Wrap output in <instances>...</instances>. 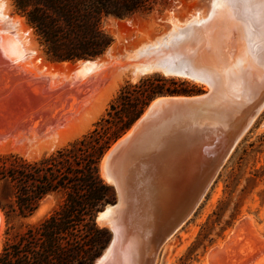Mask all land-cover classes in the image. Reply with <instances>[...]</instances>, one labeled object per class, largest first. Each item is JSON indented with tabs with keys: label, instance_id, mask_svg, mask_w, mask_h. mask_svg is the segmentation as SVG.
<instances>
[{
	"label": "rangeland",
	"instance_id": "rangeland-1",
	"mask_svg": "<svg viewBox=\"0 0 264 264\" xmlns=\"http://www.w3.org/2000/svg\"><path fill=\"white\" fill-rule=\"evenodd\" d=\"M207 3V0L203 1L205 7L202 9L205 11L208 7L210 8L209 3L208 7L206 6ZM0 5H2L1 10L11 8L7 10L8 13L11 11L9 15H14H11V17L17 16L24 19L15 9L13 0H0ZM173 5H175V13L181 14L180 16L186 10L188 14L184 15L188 16L191 14L189 12L192 11L193 14H196L198 9H200L199 6L198 8L194 7V10L191 7L188 11V8H181L177 0H161L152 12L139 13L123 19L115 18L120 28L114 27L109 18L105 22L104 28L112 36L113 44L117 43L116 45L121 47L120 55L118 54L116 58L107 57L111 59L112 63L101 68V70L99 69V71L88 74L87 77L84 74L81 76L79 75L81 73L78 74V72L73 70H63L61 73L54 70L49 72L44 67H41L38 71V69L32 67L30 60H18L6 51L4 53V50L0 47V51H2L0 52V155L12 153L27 159H36L67 146L93 128V125L106 113L121 86L126 82L137 83L146 76L158 74L166 79L185 81L188 84V90L193 91L190 94L174 96L196 97L205 94L207 90L205 85L203 86L201 82L188 77L170 76L159 71L141 74L142 76L134 75V62L128 58V54L134 50V46L149 42V36H152L158 27L152 25L154 20H157V24L160 25L156 29L158 31L154 34L161 35L165 29H168L170 24L160 22L157 18L159 16L164 17L165 13L170 11ZM190 9L192 10L190 11ZM180 20L181 22L184 21L182 17ZM25 23L27 24L26 20ZM27 26L30 28L29 34L27 33L29 39L27 46H30L29 48L17 37L13 38V31L8 29L0 32V40L5 33V35H9L17 42L20 49L22 48L23 50L25 47L28 49L32 48L30 56L32 54L33 57L39 56L38 58H43L45 63L54 64V67L57 66L56 68L61 67L62 63L54 62L47 57L39 45L33 29L28 24ZM147 28H152L153 30L150 29L148 31ZM121 33L125 38L122 41L123 46L118 41V36ZM7 54H9L8 57ZM10 56L13 58L11 59ZM77 62L66 63H70L71 67H74ZM24 68L27 70L25 71ZM64 89L66 90L64 91ZM263 110L256 116L228 158H226L214 183L191 218L173 236L169 252L165 253L164 250L160 252L158 260L166 254V260L170 256L173 259L172 263L168 262L167 264H201L203 262L205 264L207 262L211 264H249L254 261L258 263L254 262L252 264H264ZM234 131L235 129H227V136L222 134L213 137H216L219 144H221L222 142L220 141L229 138ZM219 147H215L211 152H216L218 150L216 148ZM57 204L58 200L55 197H49L43 202L38 212L29 219L15 218L8 220L2 213L0 217V252L4 242L9 237L7 233H16L24 230L28 225L37 224L49 216L57 207ZM241 219H246V221L243 220L244 224ZM97 224L99 225L98 221ZM235 224L238 225L237 232H231L229 237L228 233L235 229ZM99 226L106 227L113 235L111 228ZM233 235L235 236L233 237ZM260 239L263 240L261 241ZM218 243L221 246L224 244L221 247ZM215 246H219L218 248L221 247V249L216 250ZM213 247H215L216 251L213 250L209 259L206 254ZM247 247L251 249L249 250ZM234 249L236 250L234 251ZM230 257L234 261L230 260Z\"/></svg>",
	"mask_w": 264,
	"mask_h": 264
},
{
	"label": "trees",
	"instance_id": "trees-1",
	"mask_svg": "<svg viewBox=\"0 0 264 264\" xmlns=\"http://www.w3.org/2000/svg\"><path fill=\"white\" fill-rule=\"evenodd\" d=\"M161 0H13L49 59L57 63L94 60L113 45L105 22L155 10ZM184 81L158 74L126 82L106 113L81 138L36 159L0 155V212L29 219L49 197L57 207L37 224L7 233L0 264H93L111 241L97 224L116 193L101 175L107 151L155 99L190 94ZM12 230V228H11Z\"/></svg>",
	"mask_w": 264,
	"mask_h": 264
},
{
	"label": "bare ground",
	"instance_id": "bare-ground-1",
	"mask_svg": "<svg viewBox=\"0 0 264 264\" xmlns=\"http://www.w3.org/2000/svg\"><path fill=\"white\" fill-rule=\"evenodd\" d=\"M203 1L204 0H177L181 8H188V11L191 7H193L194 10V7L198 8L199 6L200 9H198L196 14H193L191 11L192 9H190L191 12L189 13L192 15L190 14L188 16H186L188 14L186 10L187 13H184L186 15L182 13L183 15L180 16L181 14L178 15L175 13V5H173L171 10L165 13L164 17L159 16L157 18L160 22L169 23L171 26L167 24L169 25L168 29H165V31L163 30L164 32L161 35L154 34L158 31L156 29L160 27V25L157 24L158 21L154 20L152 25L158 27L153 34L150 31L152 36L149 34V42L140 43L136 46L133 45L134 50L128 54V58L134 62V75L136 76L153 71L166 74L180 72L183 76L199 81L203 86L205 85L207 89L206 93L191 98L180 96L160 97L156 99L119 143L128 139V137L134 136L136 132L143 128V125L151 119L150 117L159 110V106L166 100H176L178 102L198 101V104L192 108L194 109V113L187 124L199 130L203 129L212 136L222 134L227 136V129L244 128L245 131L252 124L256 116L264 109V0H207L210 8L207 3L206 6L208 8L206 11L202 9L205 7ZM1 9L2 5H0V32L5 29L13 31V38L17 37L27 46L29 44L27 33L30 28L25 23V20L17 16L11 17L12 14L9 15L11 11L9 13L7 11L11 8L5 10ZM181 17L184 19L182 22L180 20ZM110 20L114 27H119L115 18H110ZM150 29H148V31ZM148 31L146 30V32ZM144 36L146 35L144 34ZM1 37L0 47L4 50V53L6 51L18 60H30L32 67L38 69V71L41 67H44L49 72L50 70H54L61 73L63 70H73L78 72V74L81 73L79 74L81 76L82 74L86 75V77L88 74L90 75V73H94L110 65L112 61L107 57L116 58L121 51V47L117 46L116 43L110 47V50L103 58H97L94 61H78L74 67H71L70 63L64 62L61 67L56 68L57 66L54 67V64L49 65L45 63L43 58L39 59V56L33 57V54L30 56V50H32V48L28 49L30 46L22 50V48L20 49L17 45V42L9 35H5L4 33ZM139 38L142 40L141 37ZM152 38L153 40H151ZM124 39L123 34H119L118 41L122 46V41ZM9 54H7V57ZM12 58L13 57H11V59ZM174 68H178V71H175ZM129 74L131 73L129 72ZM134 75L132 76L134 77ZM64 80L66 79L64 78ZM65 90L66 89H64V91ZM262 127L264 126L262 125ZM116 148L117 145L112 147L100 164L101 175L108 184H113L114 182L109 172L105 169V161L107 160V156ZM1 216L2 213L0 212V217ZM243 220L246 221V219ZM243 220L242 223L244 224ZM97 221L99 225L111 228L118 240L123 237V243L126 249L124 255L121 256V254L115 252L114 248L117 245V243H115L113 248L108 250L105 256L96 264H149L148 260H146L148 257H143L142 251L141 249L139 251V245L137 244L138 238L144 233L143 227L137 224L131 228L129 223H120L121 226L119 227L113 223H108V220L105 219V214L100 215ZM238 222L241 223L239 220ZM243 224L241 225L243 226ZM238 225L235 224V229L229 231V235L227 234L229 237L231 232H237ZM173 236L163 247L165 253L169 252L171 248ZM234 236L235 235H233V237ZM229 240L227 241L229 242ZM252 240L254 239L252 238ZM219 246L221 245L219 244ZM215 247L211 250L209 249V253L206 254L209 259L213 250L216 251L221 249V247H216L217 249L215 250ZM247 249L249 248L247 247ZM235 250L236 249H234V251ZM149 256L150 262L152 260L154 261L153 264H167L168 262H173V259L170 258L171 256L166 260V254H164L161 259L159 258V260L158 256L155 254ZM230 258V260L234 261L232 257ZM207 264L211 263L207 262Z\"/></svg>",
	"mask_w": 264,
	"mask_h": 264
},
{
	"label": "water",
	"instance_id": "water-1",
	"mask_svg": "<svg viewBox=\"0 0 264 264\" xmlns=\"http://www.w3.org/2000/svg\"><path fill=\"white\" fill-rule=\"evenodd\" d=\"M166 75L185 77L180 72ZM197 104L198 101H164L134 136L119 143L141 117L113 144L112 147L117 145V148L105 161V169L113 178L114 183L110 185L115 190L116 200L98 213L96 221L105 214L108 223L119 227L120 223H129L131 228L137 224L143 227L144 233L137 244L149 264L154 262H150L149 255L159 256L165 243L191 218L247 130L235 128L233 134L219 144L209 132L187 124ZM217 146H220L218 150L211 152ZM112 232L109 245L93 264L115 243V252L124 255L123 237L118 240Z\"/></svg>",
	"mask_w": 264,
	"mask_h": 264
}]
</instances>
